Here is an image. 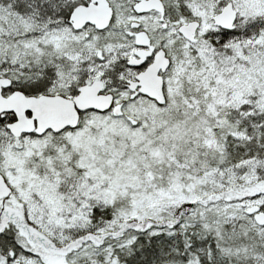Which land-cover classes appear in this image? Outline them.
Segmentation results:
<instances>
[{"label":"snow or ice","instance_id":"1","mask_svg":"<svg viewBox=\"0 0 264 264\" xmlns=\"http://www.w3.org/2000/svg\"><path fill=\"white\" fill-rule=\"evenodd\" d=\"M0 264H264V0H0Z\"/></svg>","mask_w":264,"mask_h":264}]
</instances>
